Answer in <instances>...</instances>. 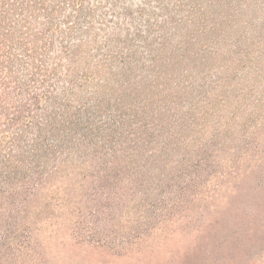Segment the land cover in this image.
<instances>
[{
    "label": "trees",
    "instance_id": "1",
    "mask_svg": "<svg viewBox=\"0 0 264 264\" xmlns=\"http://www.w3.org/2000/svg\"><path fill=\"white\" fill-rule=\"evenodd\" d=\"M156 1L164 10L159 18L151 17L146 1L137 12L126 11L132 20L143 19L137 26L118 35L108 32L103 44L93 45L84 40L95 26L91 0H0V264H9L2 261L8 248H27L26 223L18 213L38 186L60 177L63 164L93 176L94 205L110 214L130 193L145 200L152 196L149 204L161 205L159 196L164 201V194L173 192L175 171L187 184L193 155L187 158L183 141L172 143V134L165 135L169 124L140 109L152 106L151 91L166 93L165 83L193 74L189 57L205 62L206 54L189 49L217 44L234 26L229 17L247 0H225L226 8L224 0H187L179 13H172L173 2ZM188 22L191 30L185 29ZM99 24L102 30L110 25L104 19ZM72 59L77 71L65 80ZM201 87H195L198 95ZM177 148L180 157L169 168L168 157ZM46 193L47 203L60 204L59 191Z\"/></svg>",
    "mask_w": 264,
    "mask_h": 264
},
{
    "label": "rangeland",
    "instance_id": "2",
    "mask_svg": "<svg viewBox=\"0 0 264 264\" xmlns=\"http://www.w3.org/2000/svg\"><path fill=\"white\" fill-rule=\"evenodd\" d=\"M91 1L95 26L84 40L93 45L103 44L108 32L118 35L128 25L137 26L143 19L132 20L126 11L137 12L146 1L154 19L164 11L156 8V0ZM163 1L173 2L172 13H179L187 0ZM254 1L251 5L253 0H247L229 17L234 26L227 28V34L222 30L217 44L192 45L189 53L206 54V60L188 58L193 61L188 69L193 74L187 80L165 83L166 93L151 91L152 106L140 109L153 121L169 124L165 135L172 134V143L183 141L181 151H189L187 158L193 155L188 166L193 160L196 166H189L187 184L175 171L173 192L164 194V201L159 196L161 205L152 207V196L145 200L130 193L124 195L125 205L110 214L94 205L93 176L84 177L76 164H63L60 177L50 176L46 187L38 186L18 213L26 223L27 248H8L2 261L264 264V0ZM226 4L224 0L225 8ZM102 19L110 24L103 30ZM191 24L185 29L191 30ZM95 31H100L98 40ZM55 58L65 63L60 56ZM77 67L72 59L63 78H72ZM201 85L199 90L204 92L198 95L195 87ZM85 94L90 97L87 91ZM176 95L181 97L176 100ZM57 96L62 97L60 90ZM162 144L159 142L158 149ZM180 149L168 157L169 168L179 159ZM129 173L125 171V176ZM146 189L145 185L143 191ZM47 190L60 192V204L47 203ZM0 253H4L1 248Z\"/></svg>",
    "mask_w": 264,
    "mask_h": 264
}]
</instances>
